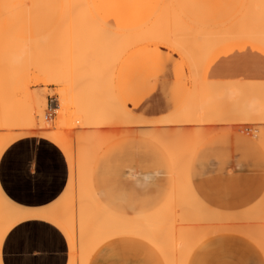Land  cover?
<instances>
[{"label": "rangeland", "instance_id": "rangeland-1", "mask_svg": "<svg viewBox=\"0 0 264 264\" xmlns=\"http://www.w3.org/2000/svg\"><path fill=\"white\" fill-rule=\"evenodd\" d=\"M88 1L0 0V141L12 139L18 131L24 130L21 125L36 121L39 128L35 127V130L42 137L52 136L62 142L64 137H67L68 149L72 148V159L76 160L75 150L79 146L76 142L82 139L81 132L89 131L90 133H87L91 134L90 136H93V132L94 138L112 137L97 155L93 165L92 182L99 200L115 208L128 205L131 186L133 194L136 189L145 186L134 183L140 176L166 178L168 183L164 185L162 204L165 202L176 181L173 177L175 175L172 161L170 162L171 159L159 143L154 142L152 138L141 136L138 130H148L155 126L157 129L158 126L164 130L162 135V131L157 132L163 138L167 130L173 132L172 135L177 131L171 139L177 137L182 142H178V139L177 142L173 141L177 144L174 145L173 152H177L179 156H188L185 160L182 157L184 161L181 158L177 161L178 165L182 161L179 165L181 168L191 156L189 168H186L189 169L187 172L192 188L227 212L239 213L252 207L257 209L260 206V198L264 196V167L261 166L259 145L261 143L247 134L249 131V134L259 133L264 123L261 122V117L249 122L242 112L233 110L230 105H223L224 103L215 98L206 99L207 90L215 89L210 83V70L218 53L229 48H233L234 53L246 50L252 52L250 47L239 50L237 46L243 40L233 35L261 32L264 28V21L246 23L249 21L247 18L253 16L250 7L246 9L244 5L247 0ZM139 5L160 7H137ZM126 12H130L132 17L126 18L129 14L126 15ZM213 39L222 43H218L217 47L214 44L215 48L211 49L209 55L207 50L206 57L204 50L209 49L206 43ZM172 48L180 49L178 52ZM202 53L205 54V61L200 58ZM260 84L254 82L252 87L264 89V83L262 86ZM62 92L66 94L70 107L68 105V123L60 129V123L64 119L55 111V105ZM36 95L44 101L42 120L47 124L46 128L40 127L37 122L39 119H33ZM114 95L124 101L125 104H121L128 112L153 124L129 127L123 124L119 111L118 115L113 111L106 118L107 121L100 125L102 128L95 125L94 128L85 127L90 128L86 130L80 126L79 114L88 108L89 102L95 104L98 101H110L112 103L107 105L114 106ZM217 102L222 106H218ZM190 103L194 105L195 112L192 110L189 113L187 107L188 111L182 110ZM197 103L199 105L195 106ZM174 115L183 116H176L177 119H174ZM168 117H172L171 122L175 120V124H161L160 120L170 121ZM158 121L162 127L160 124L155 125L154 122ZM179 128L186 131L180 133ZM244 128L247 134L243 133ZM201 129L206 130L200 131L206 133L205 137L203 133L200 134ZM213 129L217 130L216 133ZM132 130L134 133L128 134ZM207 131H212L209 136ZM197 134L205 139L201 138L204 140L195 144L192 140L199 138L196 137ZM115 135L118 137L114 138ZM166 139L169 138L165 137L164 140ZM230 141L234 148L232 152L207 150L210 145L217 144L220 147ZM182 143L185 147L180 145ZM242 144L247 145L248 150H242ZM193 147L196 148L195 151ZM179 149V152L176 151ZM242 165H245V168ZM187 172L181 174L187 175ZM243 175L256 177L255 182L244 183L241 180ZM224 178L228 179V183H220ZM246 189L251 192V199L239 197ZM113 197L115 199H112ZM232 203L234 206H230ZM22 208L24 207L10 201L0 187V222ZM254 209L251 210L252 213ZM256 220L258 218L254 220L256 225L253 219L250 220L254 228L260 226ZM250 221L248 224H252ZM179 222L178 229L182 221ZM182 224L181 227H184L186 223ZM132 240L144 244V241L138 238L126 240L127 244ZM179 241L175 243L178 249ZM176 253L172 254V258Z\"/></svg>", "mask_w": 264, "mask_h": 264}, {"label": "snow or ice", "instance_id": "snow-or-ice-1", "mask_svg": "<svg viewBox=\"0 0 264 264\" xmlns=\"http://www.w3.org/2000/svg\"><path fill=\"white\" fill-rule=\"evenodd\" d=\"M19 7V5H15ZM13 7V5H8ZM137 7L151 8L160 5H139ZM210 7V6H202ZM261 20L264 21V0L259 5ZM261 122L264 123V110L261 111ZM24 129L18 131L15 136L6 141H0V185L7 179L23 181L31 185L38 193L47 190L52 194L48 200L42 201L38 206L22 208L10 214V217L0 222V264H55L52 259L53 253L58 250L65 252L66 242L70 248L76 246L75 232L70 234L67 219L61 216L56 209L63 202L67 183H75L76 162L67 160V152L63 142L52 136H41L35 130L34 125H21ZM44 140L50 143H44ZM37 141H40L39 143ZM59 150V151H58ZM64 153L63 158L60 154ZM261 166L264 167V143L260 147ZM68 163L72 175L68 176L65 164ZM81 181H83V166L81 165ZM191 180V178H190ZM181 203L185 206L194 207L198 215L207 217L210 227L206 233L194 241L187 250V257L181 249V258L176 260L169 258L165 249L151 236H142L145 246L151 248L154 255L148 259L138 260L136 264H213L207 259H193L192 255L197 248L206 250L209 245L204 240L209 235L238 236L239 243L252 250L258 259L248 264H264V225L260 228L259 238H254L242 227H233L231 222L224 221L225 216H242L239 213L227 212L218 208L209 199L204 198L194 189L184 186L181 195ZM259 203L264 206V196ZM15 207V206H13ZM136 206L131 209H109L107 215L112 218L108 225H101L97 229L94 243L87 247V264H115L113 261H101L99 254L105 246L119 241L129 233L126 225L134 219L128 213L136 212ZM223 241H218L216 247L224 251ZM86 250L83 215L81 220V234L79 251L84 254ZM173 253L175 249L172 250ZM59 264H74L71 259H62ZM80 264V262H76ZM125 264V262H120ZM216 264H236L234 259H224Z\"/></svg>", "mask_w": 264, "mask_h": 264}, {"label": "bare ground", "instance_id": "bare-ground-1", "mask_svg": "<svg viewBox=\"0 0 264 264\" xmlns=\"http://www.w3.org/2000/svg\"><path fill=\"white\" fill-rule=\"evenodd\" d=\"M88 2H90V0ZM91 11H93V10H91ZM104 12H105V10H104ZM127 13H129V14L127 15ZM126 15H127L126 18H128V19L130 17H132L130 12H126ZM99 23H102V22L99 21ZM106 27L108 28V26H106ZM99 28H100V26H99ZM101 29H102V27H101ZM103 30H105V27H104ZM112 31H114V30H112ZM105 32H107V31H105ZM132 33H133V31H132ZM127 34H128V32H127ZM158 39L160 40V38H158ZM214 41H215V43H214ZM158 43L161 44V42H158ZM218 43L221 44L222 42L221 43H220V41L217 42V39L210 40L209 43L207 42L206 46L208 44L207 47L209 49L205 48V50H204L205 54H206V52L208 50L207 54L209 55L210 52L212 51L211 49L215 48V46ZM214 44H215V46H214ZM219 44H218V46H219ZM203 45H201V47ZM209 45H212V47H209ZM169 46L171 47V45H169ZM174 48H176V47H174ZM174 48H172V49H174ZM178 50L174 49V51H178ZM205 54L202 53V54H200L202 57H200V56L199 57L201 59H204L205 56L206 57L208 56L207 54L206 55ZM206 57H205V59H206ZM205 59H204V61H205ZM198 76L200 77V74ZM201 81H202V79H201ZM214 86H215L214 87L215 89H213L212 91H215L214 92L215 94H217L219 92H220V94H222V96L220 97L221 99L219 100V101H221L220 103H224L223 105H225V104L226 105H230L232 107V109L235 110V111L239 110L240 112L243 113L244 118L247 117L246 120L249 121V122L259 120V118L261 117V115H260L261 111L264 110V89H260V87L255 88V87H252L253 86L252 84H243V83H223V84H216ZM207 92H209V91H207ZM233 92L238 94V95H240V94L243 95V96L245 95L246 98L242 97L239 100L233 102L230 99V97H227V95H229V94H231ZM59 96L61 98L58 99L57 104L55 105V109H56L55 111L56 112L58 111L57 114L60 115L61 119L62 118L64 119L63 122L61 121V123H60L61 126L59 125L60 129H62L68 123V110H69L68 105H69V103H68V99L66 98V94L65 93L62 92ZM115 96L116 95H114L115 103H114V100H113L114 106H111L112 104L111 105H107V103H112L110 101L107 102V103H104V101H102L103 103H101V101L100 102L98 101L97 103L95 102V104L92 103V102H89L88 103V108H86L85 111H82L79 114L80 115L79 120L81 121L80 122V126L83 127V128H85V127L88 128L89 126H93V128H94L95 125L101 127L100 125L102 124V122L103 121L105 122L106 118H108V116L113 111L116 114L119 111V114L121 115V119L123 118V124L128 125L129 127H136V126H138V127H140V126L142 127L143 126L144 127V125H147L148 123L149 124H153V123H150V121L148 122L147 120L141 119V117L138 118V116L136 117V116L132 115L130 112H128L127 108L125 109V106L121 104L119 98H117V96L116 97ZM43 102L44 101L40 98V96L36 95L35 100H34V105H33V119L34 120H35V118H36V120L39 119V120H37V122L40 125V127L43 126V127L46 128L47 124L46 123L44 124V121L42 120V109L44 107V103ZM96 104H99V105L96 106ZM188 105L189 104H186L182 110H184V111H188L189 110L188 111L189 113L192 110L194 111V105L192 106V103H190L189 106ZM198 105H199L198 103L195 104V106H198ZM214 105H216V103ZM217 105L220 106L221 104H219V102H217ZM253 106H257L258 113L256 115H254L252 113V111L250 110V108H252ZM69 107H70V105H69ZM186 107L189 108V109L187 110ZM198 109H197V111H198ZM180 115H174L175 118L173 116L172 117L174 119H177L176 116L179 117ZM182 116H180V117H182ZM172 117H168L170 121H166V120L162 121V120H160L161 124H162V122H164V123L165 122H168V123L171 122V120L173 119ZM111 118L113 119V117H111ZM58 119H60V118H58ZM40 121L43 124H41ZM174 121L175 120H173L170 124H173V123L175 124ZM160 122L158 121V123H156V122H154V123H155V125H157V124H160ZM48 123H49V121H48ZM176 123H178V120L176 121ZM103 124L105 125V123H103ZM161 124L159 126H161ZM30 125H34L35 127H37L36 126V121H32V123ZM104 125H102L103 128H104ZM200 125H202V124H200ZM37 128H39V127H37ZM169 128L171 129V127H169ZM89 129H86V130H89ZM152 129H148V130L144 129L143 131L142 130H138V132H139L138 134H140L141 136H144L146 138L148 137V139L152 138L153 140H155L154 142L159 143L160 145L159 144L158 145L162 146L163 149H165L164 151H166L168 157L171 159L170 162L172 161V165H173L172 169H173V172H174V175H175L173 177L175 178L176 181L173 179V182L175 181V183L173 184L172 189H171L167 199L165 200V202L156 211H154L153 213H151L149 215H146V216L135 217L134 219H132L126 225V230H127V232L129 234L124 236V237H131V238L141 239L142 236H151V237H153L154 240L157 241V243L159 245H161L165 249V251L168 252L169 258H172V254L174 255V253L177 252L175 254L174 258L176 260H179L181 258V249L183 248L184 255H185V257H187L188 247L194 241H196L201 235L205 234L206 230L211 225L208 222L207 217H203V216L198 215V210L197 209H195L194 207L185 206L184 204L181 203L180 195H181V192H182L184 186L187 185V187L189 189H192L190 178H189V174L187 172L189 170L188 168H189V162H190L191 156H190L189 159L187 158L188 160H186V161L188 163L186 162V165H185L184 162H183L184 164L182 163L183 165H181V166L183 168L179 167L180 163L182 162V161L179 162V165H178L177 161L179 160V158H181L182 160L184 158V160H185L186 157H188V156L187 155H186V157L183 156L182 152H180L182 154L180 156L178 155L177 152L176 153L173 152L174 145L177 146V144L174 143L175 141L177 142L176 139H178V142H182V140L179 141L180 138H177V137H176V139H173V140L171 139V136L173 138V136H175V132H177V131H175L174 135H172L173 132L170 133V131L167 130V133H170V135L165 133L167 136L166 135H164V136L166 138H169L168 140L166 139V141H165L164 140L165 137L164 138L160 137L162 135V133L164 132V130H161L158 126H157V129H156V126L154 128H152ZM179 129H181L180 131H178L180 133L182 131H186L184 128H183L184 130L182 128H179ZM263 129H264V127L262 128V131L260 130V132L257 129V131L259 133L254 132L253 134H249L250 131L247 134V132L244 131V130H246V128H244L242 131H243V133H246L248 136L251 135L252 139H254L257 142H260L262 144V143H264V130ZM86 130H83V131H86ZM215 130L213 129V132H215ZM95 131L96 130H94V132ZM128 131H131V130H128ZM200 131L206 132V130H202V129L199 130V132ZM87 132H89V131H87ZM87 132H85V133L81 132V138L82 139L80 141L77 140V142H76L77 144H79V146H77V149L75 150L76 151V160L75 161L77 163L76 164V180H75V183L74 184L73 183H67L66 184L67 192H66L65 198H64L63 202L60 204L59 208L56 209V211L61 216H64L67 219L69 233L71 234L73 232V230L75 232L76 246L74 248H70L69 244L66 242L67 246H68V259H71L74 262V264H76V262H78V261L80 262V264H87V261H88L87 247L94 243V237H95L97 229H99L101 225H108V224H110L112 222V218L106 214L109 209L101 201H99V199L97 198L96 193L94 191V188H93V185H92V171H93L94 162H95V160L97 158V155L99 154L100 150H102V148L109 142V140H111L113 138L112 137L111 138H104V137H101V136H99L97 138H94L93 137L94 136L93 132H92L93 136H90L91 135V134H89L90 132L89 133H87ZM157 132H161L160 133L161 135H159ZM203 132H200V134L202 135ZM208 132L209 131H207V135L209 136V134H211L212 131H210L209 133ZM131 133H134L133 130H132V132H130L128 134L132 135ZM147 133H149V134L147 135ZM62 134L64 136H68L65 133H62ZM128 134H126V135H128ZM177 134L179 136L182 135V134H179V133H177ZM203 134H204L203 136L205 137L206 133H203ZM201 135L197 134L196 137H199V138H195V140L194 141L192 140V142H194L195 144L198 143V142H202L205 138L202 137ZM115 137L117 138L118 136L115 135L114 138ZM181 137H183V136H181ZM201 138H204V139H201ZM162 139L164 140V142H167V144L164 143ZM183 143L180 144V145L184 146L185 144H183ZM261 144H259V145H261ZM63 145H64V148L66 149V152H67V160L72 161L73 160L72 159L73 158V154L71 152L72 148L68 149V138L67 137H64ZM187 147H188V145H187ZM189 147H190V145H189ZM175 149H177V148H175ZM195 149L196 148H194V151H195ZM176 151L179 152L180 149L176 150ZM183 152H184V150H183ZM187 152H188V155H189V150ZM173 153L175 154V156H174ZM62 154L64 156V153H62ZM176 154H177L178 157H176ZM192 154H193V152H192ZM190 155H191V153H190ZM67 165H68L67 168H68V173H69L71 171V168L69 167L68 163H67ZM81 165L83 166V177H84L83 181H81V178H80ZM187 166H188V168H186ZM181 169H184V170H181ZM184 171H185V173L187 172V175L181 174V172L184 173ZM71 175H72V172H70V174L68 176L71 177ZM175 208H177V209H175ZM254 208L252 207L248 211H244L243 215L240 216V217H238V216H225L223 219H224V221L226 223L228 221H230L231 222V226H233V227H242L252 237L259 238V236H260V228L262 227V225H264V206H262L260 204V206H258L257 209L256 208L254 209ZM253 209H254V212L252 213L251 210H253ZM255 210L257 212H255ZM255 213H257V214L255 215ZM82 215H83V221H84V233H85V244H86V250H85L84 254H81L80 251H79ZM256 218H258V220H256V221H258V225H260V226L259 227L255 226L256 228H254V226H252L253 223L251 221H252V219L254 221ZM259 220H260L261 223H259ZM179 221L180 222L182 221L181 225H183L182 223H184V224L186 223L185 225H187V226L184 225V227L183 226L181 227V225L179 224V229H178V222ZM248 221H250L252 224H250V223L248 224ZM187 223H189V225L191 223H193V224H191L189 226ZM198 223L201 224V225H199ZM255 223L256 222L254 221V224ZM178 232H181V233H178ZM212 236H216V235H214V234L213 235H209L207 237V239L212 237ZM178 240H180L179 241V243H180V246H179L180 248L179 249L177 247L178 245L176 246V244L178 243ZM172 244H174V245H172ZM172 247L175 250L177 248V251L172 253L173 252L172 251L173 250ZM169 248H171V249L169 250ZM169 252H171V253H169ZM170 255H171V257H170Z\"/></svg>", "mask_w": 264, "mask_h": 264}, {"label": "crops", "instance_id": "crops-1", "mask_svg": "<svg viewBox=\"0 0 264 264\" xmlns=\"http://www.w3.org/2000/svg\"><path fill=\"white\" fill-rule=\"evenodd\" d=\"M262 0H247L244 4L246 9L250 7L251 14L253 15L251 18H247L249 20L246 23H253L255 21L261 22V9L259 5ZM244 7V8H245ZM235 18H238L234 16ZM233 17V18H234ZM234 18V19H235ZM240 20V18H239ZM242 21L244 18L242 17ZM264 24V22H263ZM264 26V25H263ZM236 38H239L242 41L241 44L237 46L239 50H244L246 47H250L252 52L246 50L244 52H236L234 53L233 48H229L228 50L222 51L218 53L217 58L213 61L214 64L210 70V83L212 87H215L216 84L223 83H243V84H254V82L264 83V28L263 30L249 33H241L239 35H233ZM254 52V53H253ZM234 53V54H233ZM258 53V54H257ZM260 54V55H259ZM208 77V76H206ZM213 90V89H212ZM208 91V90H207ZM207 92L208 95L206 99L215 98L218 101L221 99L222 94L217 93L215 91ZM213 93V94H212ZM234 102L239 100L244 95H238L236 93H231L227 95ZM122 104H125L122 99H120ZM252 113L256 115L258 113L257 106H253L250 108ZM131 113V112H130ZM134 115L133 113H131ZM135 116V115H134ZM38 143L40 141H37ZM44 143H48L46 140ZM232 142H226L224 145H220V147L216 145H210L207 149L209 151H233ZM242 150H248V146L242 144ZM59 151V150H58ZM61 158H63V154H60ZM67 163L65 164V170L68 173ZM232 167V164L230 165ZM245 168V165H242ZM93 176V171H92ZM254 176L243 175L241 180L244 183H254ZM199 182V181H197ZM135 184H144L145 186L140 187L135 190L133 194L132 186L130 187V197L128 205H123L120 207H112L107 203H103L108 209H131L133 205L136 206V212L129 211V215L132 217H137L142 215H149L156 211L162 204L164 197V185L168 182L164 176H140L136 178ZM220 183H228V179L224 178ZM93 185V182H92ZM161 185V186H158ZM192 186V185H191ZM2 192L4 195L13 203L24 207L31 208L38 206L42 201L48 200V197L52 194L47 190H42V192L38 193L31 185L25 184L23 181H17L15 178L5 180L3 185H0ZM94 188V185H93ZM250 189V188H249ZM95 191V189H94ZM96 193V191H95ZM241 197H247V199H251L249 196L251 192L249 190H245L241 192ZM97 196V194H96ZM98 198V196H97ZM104 198V197H103ZM99 199V198H98ZM105 199V198H104ZM109 199H111L109 197ZM112 199H115L113 197ZM234 199V198H233ZM236 199V198H235ZM100 201V200H99ZM230 206H234V203L230 204ZM238 206V205H237ZM131 239V237H123L119 241L109 244L105 246L101 253L99 254V259L101 261H113L115 264H120V262H125V264H136L138 260H144L152 257L154 252L152 249L148 248L144 244L132 240L130 244H127L126 240ZM240 237L238 236H212L207 240H204V244L209 245L206 250H201L199 248L193 253V259H207L216 264L217 261H222L224 259H234L236 264H248L250 261H255L258 259V256L250 249L244 247L240 241ZM223 241L222 247L224 251H221L219 247H216V243L218 241ZM126 242V243H125ZM68 258V246L65 244V252L61 253L58 250L53 253L52 259L55 264H59L62 259Z\"/></svg>", "mask_w": 264, "mask_h": 264}]
</instances>
